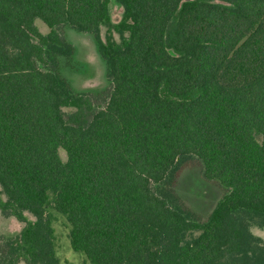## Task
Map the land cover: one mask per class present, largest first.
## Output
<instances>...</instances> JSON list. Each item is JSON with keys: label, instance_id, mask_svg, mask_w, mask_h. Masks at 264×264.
<instances>
[{"label": "trees", "instance_id": "trees-1", "mask_svg": "<svg viewBox=\"0 0 264 264\" xmlns=\"http://www.w3.org/2000/svg\"><path fill=\"white\" fill-rule=\"evenodd\" d=\"M116 1L112 24L109 0H0V212L34 217L0 264H58L49 207L90 264H264V0ZM63 26L92 34L104 92L59 73ZM190 159L225 190L205 220L174 191Z\"/></svg>", "mask_w": 264, "mask_h": 264}, {"label": "rangeland", "instance_id": "rangeland-1", "mask_svg": "<svg viewBox=\"0 0 264 264\" xmlns=\"http://www.w3.org/2000/svg\"><path fill=\"white\" fill-rule=\"evenodd\" d=\"M109 20L115 24L122 16V6L116 0L108 2ZM34 25L45 34L48 27L38 18L34 19ZM106 27H100V36L105 37ZM61 31L65 39L72 45L73 53L69 59L60 57L58 71L67 81L74 92H90L100 94L109 86L106 77V64L97 52L92 34L79 32L67 26ZM112 37L118 41L119 35L112 32ZM71 111V108H63ZM58 154L62 161L66 160V154L59 149ZM202 166L197 159H190L179 170L174 191L182 203L195 212L201 220H205L214 207L217 200L225 193V190L216 181H208L202 177ZM1 200L5 197L1 195ZM53 231V244L58 264H90L82 252L74 251L70 246V226L66 218L49 207L47 209ZM24 221L17 220L14 216H4L0 212V235L5 238H13L18 235L28 221L34 217L24 211ZM250 231L264 241V226H250ZM17 264H25L23 261Z\"/></svg>", "mask_w": 264, "mask_h": 264}]
</instances>
